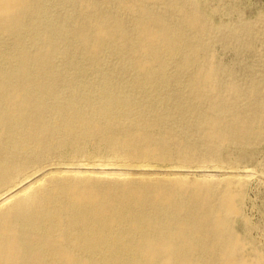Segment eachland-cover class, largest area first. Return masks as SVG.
Masks as SVG:
<instances>
[{
	"label": "bare ground",
	"instance_id": "obj_1",
	"mask_svg": "<svg viewBox=\"0 0 264 264\" xmlns=\"http://www.w3.org/2000/svg\"><path fill=\"white\" fill-rule=\"evenodd\" d=\"M256 41L264 28L216 24L197 0H0V264H253L242 180L54 177L11 193L94 155L136 168L220 163L227 149L254 160L264 55L241 84L212 50Z\"/></svg>",
	"mask_w": 264,
	"mask_h": 264
},
{
	"label": "rangeland",
	"instance_id": "obj_2",
	"mask_svg": "<svg viewBox=\"0 0 264 264\" xmlns=\"http://www.w3.org/2000/svg\"><path fill=\"white\" fill-rule=\"evenodd\" d=\"M197 1L199 8L216 24H231L240 20L242 22L246 21V23L255 22L259 30L264 28V0ZM212 52L218 63L230 67L234 79L241 84H245L250 70L255 71V73H260L262 70L259 64L264 55V44L260 41H256L253 50L246 51L242 49L238 52L236 50H226L221 43H215ZM261 152L260 155H257L258 157L256 156L257 158L250 160L245 154L239 156L233 150L227 149L222 153L223 162L193 163L187 165L189 168L182 169L166 164H156L151 168H136L140 166L138 164L129 167L122 159L103 155L80 157L72 161L58 162L61 165L57 166V169L47 168L40 171L27 182L17 186L11 194L21 195L54 177L103 180L150 177L154 179L172 178L184 179L190 182L215 183L223 182V180L233 182L242 180L246 183L241 190L243 194V202L241 203L243 222L237 227V230L238 232L241 231L239 232L241 234L243 223L248 225L249 233L244 246L245 257L253 264H264V149ZM237 158L239 160H236ZM70 165L77 168L71 171L64 169ZM234 167H238L239 170L230 169Z\"/></svg>",
	"mask_w": 264,
	"mask_h": 264
}]
</instances>
